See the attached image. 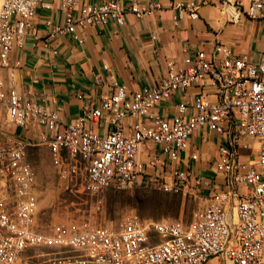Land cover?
<instances>
[{"label": "built area", "instance_id": "1", "mask_svg": "<svg viewBox=\"0 0 264 264\" xmlns=\"http://www.w3.org/2000/svg\"><path fill=\"white\" fill-rule=\"evenodd\" d=\"M43 1L0 0V69L7 70L9 79L10 69L19 64L17 59L11 61L10 53L33 30L34 7H47ZM57 1L64 24L53 26L49 36L107 21L122 25L127 12L139 16L159 7L153 2L139 5L138 0H126V8L119 0L81 1L72 15L76 0ZM208 3L217 6L228 22L240 17L264 20V0ZM171 6L177 12L185 11L191 19L197 16V4L192 0H174ZM182 62L183 66L176 67L165 61L162 76L132 92L113 83L114 91L103 95L98 107L85 109L65 124L60 123L56 109L34 102L13 86L4 89L0 80V103L8 120L19 126L29 120L43 126L49 134L41 140L51 165L58 178L70 185H75L71 176H78V186L90 191L105 183L120 189L136 181H149L164 191L180 192L184 190V172L173 169L169 182L148 174L137 159V151L147 143L156 144L169 160H176L189 137L201 129L220 136L214 166L221 174V180L209 189L187 223H133L129 215L114 227L87 220L55 222L49 233H44L35 223V171L25 167L13 178L28 179L33 197L25 198L18 192L10 206L0 205V264H20L29 240L50 245L65 241V247L87 249V261L102 260V264H123L125 260H137V264H264V52L257 62H251L233 56L228 46L217 41L210 55L197 50ZM192 84L209 89V93L199 92L189 102H178L170 118L154 112L159 101ZM187 107L192 111L185 117ZM103 114L108 115L112 129L98 134L89 123ZM126 117L135 118L129 134L123 133L119 123ZM239 149L247 150L251 157L241 161ZM11 153H25L24 142L7 139L0 143V162ZM194 183L208 188V183L198 178ZM162 227H172L173 235L182 234L184 244L174 243L173 235L165 238V244H158ZM147 228H156V235L147 236ZM137 238L157 240V250L145 248V252L128 254V246ZM41 264H53V260L43 259Z\"/></svg>", "mask_w": 264, "mask_h": 264}, {"label": "crops", "instance_id": "2", "mask_svg": "<svg viewBox=\"0 0 264 264\" xmlns=\"http://www.w3.org/2000/svg\"><path fill=\"white\" fill-rule=\"evenodd\" d=\"M81 1L97 0H76L72 15ZM119 1L123 8L127 7L126 0ZM173 1L138 0L139 5L153 2L159 7L139 16L127 12L122 25L107 21L76 27L73 33L49 36L53 26L64 24V18L57 0H44L47 7H34L33 30L10 53L11 61H19L18 66L10 69L12 78H8L6 69H0L3 88L13 86L34 102L56 109L60 123L65 124L85 109L98 107L100 98L114 91L113 83L124 85L127 92L135 91L162 76L165 61L181 67L183 59L192 58L197 50L210 55L217 41L228 46L233 56L245 57L251 62H257L264 52V20L240 17L228 22L209 0H192L197 4V16L191 19L185 11L173 9ZM199 92L209 93V89L192 84L183 91H175L159 101L154 112L170 118L178 102H189ZM191 111L187 107L184 116ZM134 120L131 117L120 120L124 134L130 133ZM89 126L98 134L112 129L107 114L91 121ZM44 134L49 133L35 121L29 120L22 126L9 121L0 103V143L7 139L23 141L26 152L28 147L44 144L41 140ZM219 144L218 134L201 129L189 137L187 147L178 152L176 160H169L158 145L151 143L138 149L137 159L143 163L146 173L159 175L166 182L170 181L173 169L184 172V190L202 200L221 180L214 166ZM250 157L247 150L239 149L241 161ZM194 178L206 181L208 188L194 183Z\"/></svg>", "mask_w": 264, "mask_h": 264}, {"label": "rangeland", "instance_id": "3", "mask_svg": "<svg viewBox=\"0 0 264 264\" xmlns=\"http://www.w3.org/2000/svg\"><path fill=\"white\" fill-rule=\"evenodd\" d=\"M24 154L28 165L35 171V223L44 233H49L51 224L55 222L87 220L114 227L129 215L134 223L168 220L182 224L189 222L202 204L193 192L164 191L149 181H136L120 189L106 187L87 192L78 186V176H71V184L75 185L58 178L44 144L28 147ZM0 193L9 199L7 186L1 185ZM79 250L85 249L66 248L65 242H57L51 247L46 242L31 240L29 247L23 249L20 264H41L43 259L51 260L56 255Z\"/></svg>", "mask_w": 264, "mask_h": 264}, {"label": "bare ground", "instance_id": "4", "mask_svg": "<svg viewBox=\"0 0 264 264\" xmlns=\"http://www.w3.org/2000/svg\"><path fill=\"white\" fill-rule=\"evenodd\" d=\"M25 167H30L25 159L24 153H11V155L3 162H0V186L5 185L9 189V199L0 193V205L10 206L14 201L17 200V193L25 198H30L33 189L28 186V179L13 178L18 176V172ZM106 187L115 188L114 183H105L98 185V189L90 191L89 188L84 187L87 192L100 191ZM131 220V219H130ZM134 223V222H133ZM156 228H147V236H155ZM173 235L172 227H162L158 231V244H165V238H169ZM31 240H29L30 242ZM57 242L65 241H55L53 246ZM173 242L176 244H184V237L182 234H174ZM26 248V247H25ZM24 248V249H25ZM67 248V247H66ZM145 248L149 250H157V240L137 238L135 242L128 246V254H138L145 252ZM82 249V248H77ZM87 249L79 251H70L68 253H63L61 255L54 256L53 264H102V260H92L87 261ZM104 264H113L112 262H104ZM123 264H137V260H125Z\"/></svg>", "mask_w": 264, "mask_h": 264}]
</instances>
